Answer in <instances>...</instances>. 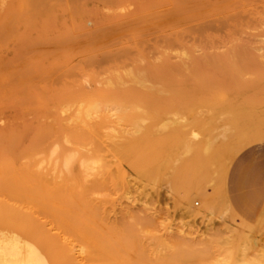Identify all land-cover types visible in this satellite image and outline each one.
I'll use <instances>...</instances> for the list:
<instances>
[{"label":"bare ground","instance_id":"1","mask_svg":"<svg viewBox=\"0 0 264 264\" xmlns=\"http://www.w3.org/2000/svg\"><path fill=\"white\" fill-rule=\"evenodd\" d=\"M260 83L264 0H0V264H261L233 227L215 251L223 232L154 248L149 216L108 222L112 146L122 188L175 168L180 204L249 230Z\"/></svg>","mask_w":264,"mask_h":264},{"label":"rangeland","instance_id":"2","mask_svg":"<svg viewBox=\"0 0 264 264\" xmlns=\"http://www.w3.org/2000/svg\"><path fill=\"white\" fill-rule=\"evenodd\" d=\"M10 39L12 40L8 45L10 50L14 49L17 53L22 52L24 43L17 42L16 37L11 36ZM4 68V71L8 70V73L11 71L10 74L13 75V65L7 64ZM12 75L8 76V80H10V83H6L8 87L19 83L17 79L12 78ZM23 84L26 90L36 89L38 91L41 89V82L38 79ZM2 86L4 87V85ZM256 88L257 108L253 115L258 127L254 130L249 156L252 227L248 230L241 218L232 219L231 213L227 211L215 212L213 215L209 213L202 215L193 212L195 210L191 209L190 205L180 204L178 202L179 194L172 190L171 183L175 168L168 170L163 179L152 182H146L136 176L128 175L130 187L128 190L122 188L118 185L119 181L116 174L121 158L111 146L108 148V222L112 228V236L113 228L118 227L119 222L134 210L149 216L153 220V223L139 228V234L143 242L154 248L158 247V239L167 231L178 238L183 237L191 242L214 239L217 233L223 232L225 235L218 243L215 251L225 250L230 247L226 237L231 235L230 228L233 227L235 230L248 234L250 256L259 259L261 264H264V83L257 84ZM110 134L117 141L122 137V132L119 130L110 132ZM61 153L62 150H59L55 157ZM45 156L47 157V153L39 154L37 158ZM188 156L184 155V157ZM194 205L197 207L196 209H200L202 202L197 200Z\"/></svg>","mask_w":264,"mask_h":264}]
</instances>
